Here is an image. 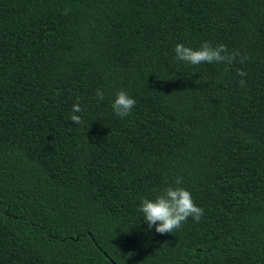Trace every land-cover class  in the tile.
Returning a JSON list of instances; mask_svg holds the SVG:
<instances>
[{
	"label": "trees",
	"instance_id": "1",
	"mask_svg": "<svg viewBox=\"0 0 264 264\" xmlns=\"http://www.w3.org/2000/svg\"><path fill=\"white\" fill-rule=\"evenodd\" d=\"M169 186L204 214L159 234ZM0 264H264V0H0Z\"/></svg>",
	"mask_w": 264,
	"mask_h": 264
},
{
	"label": "clouds",
	"instance_id": "2",
	"mask_svg": "<svg viewBox=\"0 0 264 264\" xmlns=\"http://www.w3.org/2000/svg\"><path fill=\"white\" fill-rule=\"evenodd\" d=\"M177 61H182L190 65L198 66L201 64L227 63L231 64L235 61L239 52L229 53L227 45L220 43L213 46L210 42H204L201 47L194 50L183 44H177L174 49ZM246 57L241 58V62ZM240 77H245L247 73L238 71ZM241 87L246 86L244 79L239 81ZM97 98L104 99L102 90L97 89ZM136 105V100L129 96L125 90H120L116 94V98L112 103V109L117 117L125 118L129 116L132 109ZM83 109L77 101L72 108L73 114L71 120L77 124L84 123L83 118L76 113L82 112ZM183 178H176V185L182 184ZM143 213L144 221L148 224L149 230L155 226V231L159 234L172 233L174 230L180 229L183 224L191 217L195 222H199L204 214V210L198 207L190 193L183 187H167L154 200L144 198L138 209Z\"/></svg>",
	"mask_w": 264,
	"mask_h": 264
}]
</instances>
